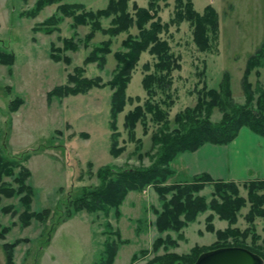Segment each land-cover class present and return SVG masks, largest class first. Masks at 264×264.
<instances>
[{
  "label": "rangeland",
  "instance_id": "obj_1",
  "mask_svg": "<svg viewBox=\"0 0 264 264\" xmlns=\"http://www.w3.org/2000/svg\"><path fill=\"white\" fill-rule=\"evenodd\" d=\"M36 0H0V50L14 54L13 66L0 64V152L6 156L30 154L24 166L31 172L28 182L35 189V197L31 203V211H50L49 218L44 222L32 220L23 228L18 215L23 207L18 204V198H1L0 208L11 207L17 215L3 214L0 211V225L10 227V232L4 240H0V264H4L1 245L11 243L16 239L25 241L15 248V264H99L104 245L108 239L115 238L110 233L116 230L120 238L127 244L119 248L113 264H130L133 254L142 249L151 250L152 242L158 237L152 222L155 219L154 209L160 208V201L153 188L144 192H129L120 206L121 217L117 218L111 210L104 213L80 212L77 216L63 223L59 222L67 206V198L81 193L82 187L96 188L99 180L97 172L104 166L112 169L149 167L152 160L151 136L158 131V126L147 121V132L140 122L136 125V137L142 141L140 150L128 141L127 131L123 129L124 115L132 110L136 102L127 104L124 111L117 116L119 146L124 151L119 157L109 154L112 130L110 129V97L112 90L108 82L115 73L116 60L113 54L123 49L121 42L127 38V33H120L112 38L110 53L103 67L97 64H85V57L101 42L108 40L107 36L96 32L95 37L85 42L90 26L75 27L72 18H63L57 31L44 34L38 28L49 16L54 15L58 4L47 6L35 18H28L25 11L32 9ZM61 3H77L86 11L95 12L104 9L107 0H61ZM148 0H130L131 5L147 6ZM198 13H203L205 6L210 5L218 13L219 37L214 51L201 53L193 43V33L188 22L179 26H170L168 31L160 34L171 49V53L179 59L181 70L173 71L171 88L174 106L169 111L171 128L175 114L186 107H194L197 89L203 83L216 89L222 80V74L227 72L230 77L232 98L237 104L244 103L241 89L242 73L246 60L264 44V0H192ZM160 20L169 22L174 12V0L159 2ZM109 18L101 20L104 28L109 26ZM39 30V31H38ZM130 34H136L131 28ZM60 38L73 40L76 50L61 51L60 57L70 60L55 62L50 59L54 49H62ZM60 40V41H59ZM132 73L125 94L134 99L140 97V103L146 99L142 87L145 63H153V57L147 52ZM82 67L84 78H101L102 87L87 91L86 94H76L63 98L53 97L48 101L46 95L55 87L68 84V76L73 74V68ZM203 73V74H200ZM260 85H264V67L261 68ZM254 87L256 76H249ZM20 98L21 104L15 112L10 111L12 101ZM211 121L219 122L221 114L213 110ZM150 153L149 157L139 159V154ZM171 166V165H170ZM175 174V173H174ZM81 177V179H79ZM5 183H12L10 178H4ZM191 181V180H190ZM173 178L167 184H172ZM13 187H16L13 184ZM240 195L246 198L247 189L238 184ZM212 186L206 187L199 194L210 201ZM250 205L246 204L237 214L233 228L243 231L250 227L245 220ZM210 211L199 214L194 223L188 224L182 230V238L177 242V248H169V252L188 254L195 246H209L216 240L214 233L205 230V217ZM254 232L264 238L262 231L264 219H254ZM60 224H59V223ZM214 227L224 230L228 221L213 218ZM108 225V226H107ZM110 226V227H109ZM176 238L175 233H169ZM164 236V235H162ZM261 241V240H260ZM260 241L257 244H260ZM250 238L247 240V244ZM163 249L137 260L133 264H145L154 255H162Z\"/></svg>",
  "mask_w": 264,
  "mask_h": 264
},
{
  "label": "trees",
  "instance_id": "obj_2",
  "mask_svg": "<svg viewBox=\"0 0 264 264\" xmlns=\"http://www.w3.org/2000/svg\"><path fill=\"white\" fill-rule=\"evenodd\" d=\"M104 9L95 12L86 11L84 6L74 2L61 3V0H36L32 9L25 11L28 18H35L40 11L47 6L58 4L54 15L49 16L38 28L44 34H52L57 31V26L63 18H72L75 27L90 26V32L86 35L85 42L95 37L96 32L107 36L108 40L101 42L86 57L85 64H97L103 67L106 57L112 53V38L120 33L128 36L121 42L122 50L115 52L113 58L116 60L115 73L108 82L112 90L110 97V129L111 146L109 154L119 157L124 147L119 146L120 137L117 130V116L121 114L126 105L135 107L124 115L123 129L127 131L128 141L137 144L136 151L141 149L142 141L136 137V125L141 123L144 132H147V121L158 126V131L152 134V152L139 154V159L152 156L149 167L115 169L110 166L101 167L96 177L99 185L96 188L82 187L81 193L67 198V206L59 222L68 221L80 212L87 214L108 213L112 210L117 218L121 217L120 206L124 203L129 192H144L147 188H153L160 208L154 209L155 219L152 222L158 233V237L152 242L151 250L142 249L132 255L130 264L147 256L164 250L162 255H154L145 264H194L201 254L213 250L241 247L259 256L264 261V238L254 232V219H264V179L242 183L246 190V198L240 195L237 183L229 181L214 180L208 175H198L191 181L174 182L167 184L168 179L174 176L171 162L185 152H195L204 144L225 145L234 140L243 127H247L253 134L264 138V85L259 82V70L264 67V44H262L246 60L242 73L241 89L243 91L244 103L242 105L233 101L232 89H230L231 77L227 72L222 74V80L216 89L209 88L205 83L197 89V97L194 107H186L183 111L176 113L173 127L169 120V111L173 107L174 99L171 88L173 85V71L181 70L179 59L171 53L170 45L160 38L161 33H166L170 26H179L182 22H188L193 33V43L199 52L214 51L216 40L219 37L218 13L210 5L205 6L203 13H198L193 7L192 0H174V12L170 21L163 23L160 20L161 11L159 2L166 3L167 0H148L146 7H139L136 3L131 5L130 0H107ZM109 20V26L104 28L101 20ZM131 28L137 33L130 34ZM38 30V31H39ZM62 49H54L50 59L55 62L70 60L61 58V51L76 50L77 45L73 40L60 38ZM59 40V41H60ZM214 47V48H213ZM147 52L153 57V63L148 62L142 66L144 76L142 87L146 93V99L140 103V97L134 99L128 97L125 91L140 56ZM14 54L0 50V64L13 66ZM73 74L68 76V84L55 87L46 95L48 101L53 97L63 98L86 94L87 91L98 89L103 85L101 78H84L85 71L82 67L73 68ZM203 74V73H200ZM256 76V84L253 87L249 76ZM21 99L12 101L10 111L15 112L20 106ZM220 112L219 122L213 123L211 116L213 110ZM30 154L25 153L17 156H6L0 152V200L1 198H18V204L23 210L18 215L20 225L28 227L32 220L44 223L49 217L50 211H31V203L35 197V189L28 182L31 172L24 166L29 160ZM4 178H10L12 183H5ZM81 179V177L79 178ZM212 186L209 195L210 201L199 193L206 187ZM249 203L250 209L245 220L251 225L240 231L233 228L237 222L238 212ZM3 214L17 215V211L8 207L0 208ZM210 211L205 217V230L216 235V240L209 246H195L188 254H175L169 252V248H177V242L182 238V230L190 223H194L199 214ZM220 221H228L224 230L214 227L213 218ZM58 222V223H59ZM60 224V223H59ZM108 226V225H107ZM110 227V226H109ZM10 227L0 225V240L10 232ZM262 231L264 232V226ZM175 233L173 238L169 233ZM115 239H108L104 245V252L99 264H113L119 248L127 244L120 238L119 231L110 233ZM164 235V236H162ZM250 242L247 244V240ZM261 240V241H260ZM24 239H16L11 243L1 245L4 256V264L14 263L15 248L23 243ZM260 241V244L257 242Z\"/></svg>",
  "mask_w": 264,
  "mask_h": 264
},
{
  "label": "crops",
  "instance_id": "obj_3",
  "mask_svg": "<svg viewBox=\"0 0 264 264\" xmlns=\"http://www.w3.org/2000/svg\"><path fill=\"white\" fill-rule=\"evenodd\" d=\"M259 72L261 78V69ZM170 164L174 182L190 181L202 174L237 184L264 179V138L243 127L231 143L204 144L195 152L180 154Z\"/></svg>",
  "mask_w": 264,
  "mask_h": 264
},
{
  "label": "water",
  "instance_id": "obj_4",
  "mask_svg": "<svg viewBox=\"0 0 264 264\" xmlns=\"http://www.w3.org/2000/svg\"><path fill=\"white\" fill-rule=\"evenodd\" d=\"M194 264H264L259 256L241 247L203 253Z\"/></svg>",
  "mask_w": 264,
  "mask_h": 264
}]
</instances>
